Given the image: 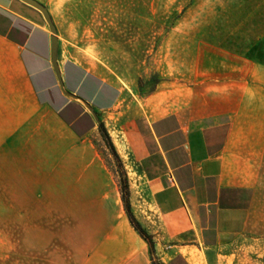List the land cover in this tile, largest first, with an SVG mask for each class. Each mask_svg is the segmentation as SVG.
<instances>
[{
	"label": "crops",
	"instance_id": "1",
	"mask_svg": "<svg viewBox=\"0 0 264 264\" xmlns=\"http://www.w3.org/2000/svg\"><path fill=\"white\" fill-rule=\"evenodd\" d=\"M54 49L40 9L0 0V191L85 189L106 175L101 120L129 100L131 201L151 207L159 261L196 264L187 249L199 264H264V85H234L224 113L192 120L164 83L142 95L143 82L122 85Z\"/></svg>",
	"mask_w": 264,
	"mask_h": 264
},
{
	"label": "rangeland",
	"instance_id": "2",
	"mask_svg": "<svg viewBox=\"0 0 264 264\" xmlns=\"http://www.w3.org/2000/svg\"><path fill=\"white\" fill-rule=\"evenodd\" d=\"M36 1L50 20L26 2L54 26L58 49L122 85L143 82L142 95L164 83L184 118H216L229 88L264 85V0ZM128 101L101 120L106 175L85 189L0 191V264H163L151 207L131 201L140 185ZM123 176L152 245L129 219Z\"/></svg>",
	"mask_w": 264,
	"mask_h": 264
},
{
	"label": "trees",
	"instance_id": "3",
	"mask_svg": "<svg viewBox=\"0 0 264 264\" xmlns=\"http://www.w3.org/2000/svg\"><path fill=\"white\" fill-rule=\"evenodd\" d=\"M101 127H102V131H103L104 135H107L106 131H105L106 129H105L103 124H101ZM120 187H121V192H122V199H123L127 214L129 216V219H130L132 225L136 228V230H138L140 235L144 239H146L149 242V244L152 245V243H153L152 236L147 233L145 228L135 218L134 214L132 213L131 202H130V188H129L128 180H127V178L125 176H123V178L121 179Z\"/></svg>",
	"mask_w": 264,
	"mask_h": 264
},
{
	"label": "water",
	"instance_id": "4",
	"mask_svg": "<svg viewBox=\"0 0 264 264\" xmlns=\"http://www.w3.org/2000/svg\"><path fill=\"white\" fill-rule=\"evenodd\" d=\"M26 1L34 4L35 6L41 8V9H43L45 14H46V16H47V18L50 20V17L48 15L47 11L43 8V6L38 1H36V0H26ZM51 28L53 30V39H54V48H55L54 50H55V58H56L57 57V53H58V41H57V38H56V35H55L54 26H51Z\"/></svg>",
	"mask_w": 264,
	"mask_h": 264
},
{
	"label": "bare ground",
	"instance_id": "5",
	"mask_svg": "<svg viewBox=\"0 0 264 264\" xmlns=\"http://www.w3.org/2000/svg\"><path fill=\"white\" fill-rule=\"evenodd\" d=\"M186 254H188L189 256H190V258H191V260L194 262V263H196V264H199V263H197V261H196V252L193 250V251H189V250H187V249H184L183 250Z\"/></svg>",
	"mask_w": 264,
	"mask_h": 264
}]
</instances>
